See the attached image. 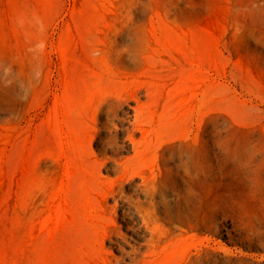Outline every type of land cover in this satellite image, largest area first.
<instances>
[{"label": "rangeland", "instance_id": "obj_1", "mask_svg": "<svg viewBox=\"0 0 264 264\" xmlns=\"http://www.w3.org/2000/svg\"><path fill=\"white\" fill-rule=\"evenodd\" d=\"M0 264H264V0H0Z\"/></svg>", "mask_w": 264, "mask_h": 264}]
</instances>
